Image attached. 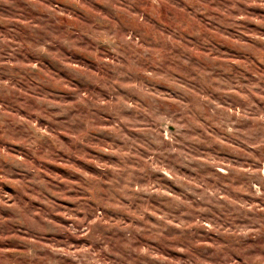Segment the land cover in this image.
Segmentation results:
<instances>
[{
    "label": "clouds",
    "instance_id": "obj_1",
    "mask_svg": "<svg viewBox=\"0 0 264 264\" xmlns=\"http://www.w3.org/2000/svg\"><path fill=\"white\" fill-rule=\"evenodd\" d=\"M0 264H264V0H0Z\"/></svg>",
    "mask_w": 264,
    "mask_h": 264
}]
</instances>
